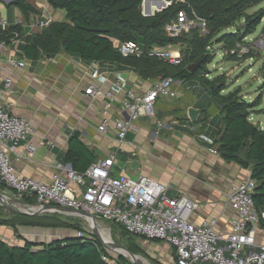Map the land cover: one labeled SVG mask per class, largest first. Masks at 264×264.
<instances>
[{"label": "crops", "instance_id": "crops-1", "mask_svg": "<svg viewBox=\"0 0 264 264\" xmlns=\"http://www.w3.org/2000/svg\"><path fill=\"white\" fill-rule=\"evenodd\" d=\"M2 1L5 7H0V16L10 23V31H16L18 36L7 38L2 48L0 85L9 78L10 90L4 92L1 103L6 112L28 119L34 127V134L29 138L35 147L34 155L29 157L25 145L20 143L11 156L16 170L23 176L49 182L56 171V164L64 162L69 139L77 134L78 139L92 153V162L109 154L116 155L113 176L136 178L142 174L164 183L169 186V195H187L198 203L192 215L194 222L216 218L215 229L220 232L229 231L230 219L234 215V210L226 202L229 187L233 182L250 176V171L237 163L226 162L217 152L210 150L209 143L200 138L202 134L213 135L215 138V131L220 124L218 107L210 100L208 88L203 83H195V79L175 80L173 89L177 96H158L154 106L155 115L141 117L133 122L134 129L129 130L124 139L120 140L111 124L116 117L127 116L121 110L125 90L144 92L159 78L141 79L129 69H117L114 65L96 62L86 64L64 52L32 61L21 50V45L27 37L41 30L34 26V21L38 18L48 22L59 20L63 18V13L52 8L46 0H39V5L25 0L34 9L27 14H23L12 0ZM11 4L16 6L17 11L11 8ZM16 19L22 22L19 26L13 25ZM11 57L24 61V66L20 68L10 64L8 60ZM94 70H97L95 77L92 76ZM118 78L125 81L124 90L112 89V84ZM89 86L99 88L101 95L94 97L87 94L85 89ZM240 94L243 95L241 91ZM183 97H186L184 102L175 100ZM190 107L199 110L196 119L203 121L192 124L194 121L188 117ZM260 112L258 109V112L250 115L256 116V121L262 127L264 119ZM103 118L110 124L106 133L97 130V124ZM77 162L81 168L87 163V158L78 157ZM255 210L260 216L256 241L264 244V202L255 206ZM77 219L80 220L79 224L86 226L82 218ZM63 221L74 226H22L18 227L16 233L11 227L3 226L0 228V238L10 245L18 246H23L25 240L47 243L65 237L74 238L75 229L81 227L75 225L74 220L63 218ZM100 224L112 228L109 222L105 226L104 223ZM126 236L132 238L131 243L123 245L129 253L146 256L143 248L137 245L142 240L158 250L156 257L161 262L153 259V263L170 264L165 257L171 254L169 257L175 264L176 255L171 246L129 233ZM109 237L111 239V234ZM94 238L98 241L95 235ZM111 242L114 243L112 239ZM102 247L109 264H117V258L125 256L118 248L110 245L108 248Z\"/></svg>", "mask_w": 264, "mask_h": 264}, {"label": "trees", "instance_id": "trees-1", "mask_svg": "<svg viewBox=\"0 0 264 264\" xmlns=\"http://www.w3.org/2000/svg\"><path fill=\"white\" fill-rule=\"evenodd\" d=\"M12 1L23 14L34 11L25 0ZM46 1L52 8L61 11L63 18L46 22L37 34L27 37L21 50L30 60L50 58L64 52L86 64L96 62L114 65L117 69H129L141 79L170 76L174 80H191L206 70V64L211 61L208 47H211L212 39L221 43L227 53L237 43H243V38L263 18L261 10L248 13L247 9L264 0H166L170 4L150 16L142 15V0ZM161 5L159 0H144L145 9L155 11ZM181 11L185 12L188 19L204 20L206 34L201 35L196 28H192L188 33L182 32L178 36L168 35L164 26L176 20ZM11 29L0 33V40L13 37ZM188 34H192L191 39ZM126 40L137 41L146 48L181 43L184 46L182 61L172 65L146 56L124 57L117 50V41ZM194 65L193 71H189ZM222 80L220 76H215L202 82L208 88L209 98L218 107L220 115V124L214 134L216 137L206 136L212 139L210 148L215 149L222 159L250 171V178L255 182L252 192L255 207L264 202V124L261 127L249 117L251 113L258 112L254 107L259 102L247 100L240 94L239 88L224 93L226 87ZM200 121L203 120L197 118L192 124ZM78 137L75 134L69 139L63 164L83 172L92 163L93 155ZM78 157L87 158V163L81 168L78 166ZM0 186L3 185L0 183ZM28 199L29 203L34 202L30 197ZM9 212L8 217L0 218V225L11 227L14 233L22 226H74L46 213L28 215ZM105 255V249L94 239L72 237L47 243L25 240L23 246H18L10 245L0 238V264H109L102 259ZM118 263L131 264L121 256L117 258Z\"/></svg>", "mask_w": 264, "mask_h": 264}, {"label": "built area", "instance_id": "built-area-1", "mask_svg": "<svg viewBox=\"0 0 264 264\" xmlns=\"http://www.w3.org/2000/svg\"><path fill=\"white\" fill-rule=\"evenodd\" d=\"M46 22L38 18L34 26L41 29ZM194 22L197 24L194 27L198 26L200 30L199 34H206L205 21L200 18L188 19L183 11L178 13L176 20L167 23L164 30L170 36H178L182 32L188 33ZM21 23L20 19H16L13 25L19 26ZM10 27V23L0 16V33ZM10 34L18 36L16 31ZM256 40L259 43L245 37L243 43H237L226 54L239 57L250 53V45L254 43L264 46V35ZM5 45L6 39L3 38L0 40V59ZM117 50L124 57L146 56L172 65L182 61L180 51L162 46L146 48L134 40L117 42ZM8 61L16 67L24 66V61L16 58L11 57ZM96 75L97 70H94L92 76ZM174 84L175 80L166 76L153 82L144 92L125 90L121 110L127 116L116 117L111 124L116 136L123 140L126 133L134 129L133 122L141 117L154 116L158 96L175 98L177 92L173 89ZM111 87L121 91L126 83L118 78ZM9 90L10 79L7 78L0 85V183L10 192V195H1L10 198L12 205L16 207L15 203L21 204L25 207L23 210L27 211L48 206L50 208L45 213L82 218L88 231L75 229L74 237L79 239L95 240L94 235L100 236L101 232L98 221H108L119 225L129 234L171 246L176 255L175 264H264V244L256 241L260 216L252 199L255 182L250 176L233 182L229 187L226 202L234 210V215L227 232L215 229L216 218L194 222L192 215L198 203L187 195H169V186L164 183L142 174L136 178L113 176L115 154L95 160L83 172L73 170L69 164L57 163L49 182L23 176L16 170L11 156L22 142L27 155H34L35 147L29 141L34 127L28 119L4 110L2 95ZM85 92L94 97L102 93L93 86L86 88ZM109 127L108 120L104 118L97 124L100 133H106ZM200 138L212 143V139L206 135L202 134ZM210 150L215 152L214 149ZM29 197L33 203H29ZM109 245L104 243L106 248ZM102 259L106 261V255Z\"/></svg>", "mask_w": 264, "mask_h": 264}, {"label": "rangeland", "instance_id": "rangeland-1", "mask_svg": "<svg viewBox=\"0 0 264 264\" xmlns=\"http://www.w3.org/2000/svg\"><path fill=\"white\" fill-rule=\"evenodd\" d=\"M31 3L35 5H39V0H28ZM5 7L4 1H0V7ZM12 9H15L17 11V8L14 4L10 5ZM1 10V9H0ZM261 10L263 12V18L261 22L255 27V29L248 35H246L248 40L255 41L256 39L259 38L260 35L264 33V1L260 2L257 5L251 6L250 8L247 9L248 13H252L254 11ZM2 12V11H1ZM156 12V11H155ZM154 12V13H155ZM141 13L143 15V10L141 8ZM241 23V21H239ZM239 24V23H238ZM186 25V24H184ZM195 25H197L194 22V25L192 26L193 28ZM191 27V28H192ZM191 30V29H190ZM263 36V35H262ZM261 37V36H260ZM259 43V41H257ZM250 45V53L243 54L242 56H235V55H228L224 52L222 49V44L221 43H216L214 42V39L211 40V47H208L209 53L211 56V61L206 64V70L202 71V73L198 74L195 77L196 82L195 83H201L205 79H211L215 76H220L223 78V82L225 83V89L224 91H232L236 88L241 89V93L244 95V97L249 100V101H258L259 103L255 105V109H259L261 111L259 114L262 115V120L264 119V46H257L256 44ZM264 44V41H263ZM170 50H175V51H180L182 53L184 46L181 45V43H177L174 45H169L167 46ZM249 58H252L251 60ZM193 81V80H192ZM177 102H184L186 100V97H183L181 99H175ZM250 120L253 123L258 124L256 121V116L250 115ZM0 193L2 194H8L10 195V192L5 190L4 186H0ZM18 208V207H16ZM10 214L9 210L2 204L0 201V218L8 217ZM49 215H54L55 217L59 218L60 220H63V218L69 219V220H74L75 225H79L84 231H88L87 227L84 226L82 223L79 224L80 220H78L76 217H68L63 214H50ZM77 221H76V220ZM100 223L108 224V221H98V226L102 228H107V231L109 229L111 230V239L114 241V243H118L121 245H128V243L132 242V238L129 236H126L124 232H122L121 228L119 226L115 227L116 225L109 224L112 226L110 227H102L100 226ZM4 225H0V228L3 227ZM109 228V229H108ZM68 230H66L67 232ZM97 239L99 242H102V237L97 236ZM142 239V238H139ZM137 245L142 249L143 253L146 254L144 256L143 254L141 255L143 259H145L148 264H156L153 263L152 260H158L156 257V252L158 250L153 249V245H150V243L143 242L142 240H139V244ZM142 247V248H141ZM114 254V253H113ZM126 256V255H125ZM123 256L125 260L129 263L132 264L130 258ZM148 256V257H147ZM169 256H172L171 254H168L166 256V260L170 263L173 264V259ZM171 261H170V260ZM161 262V261H160ZM159 263V262H158Z\"/></svg>", "mask_w": 264, "mask_h": 264}, {"label": "water", "instance_id": "water-1", "mask_svg": "<svg viewBox=\"0 0 264 264\" xmlns=\"http://www.w3.org/2000/svg\"><path fill=\"white\" fill-rule=\"evenodd\" d=\"M160 1V3L162 4L161 5V7H160V9H157V10H155V11H161L162 9H164L165 7H167L169 4H170V2H168V1H166V0H159ZM143 3H144V0H142V5H141V7L143 6ZM154 14V11H152L151 9H148V8H146V11L144 12L143 11V15L144 16H150V15H153ZM197 32L199 33L200 32V30H197ZM188 38H192V34H188ZM195 67V65L194 66H191L190 68H189V71H193V68ZM199 113V110L198 109H195V108H193V107H190V108H188V117L192 120V121H195L196 120V116H197V114ZM0 198H1V202H2V204L9 210V211H11V212H13V213H24V214H28V215H34V214H41V213H45V210L46 209H48V208H50V207H48V206H44V207H42V209L40 208V209H38V210H36V211H27V210H22V209H18V208H16L14 205H12L11 203H10V198H8L6 195H1L0 194ZM68 238H70V237H65V239H68ZM102 243L104 244L105 242L104 241H102ZM110 246L111 247H113V248H119L120 250H125V251H127L128 252V250H127V248L125 247V246H123V245H121V244H117V243H110ZM121 252V251H120ZM121 254H123L122 252H121ZM130 255L132 256V257H134L135 258V256H137V255H135V254H132V253H130ZM134 258H131L132 259V262L134 263V264H140L138 261H136Z\"/></svg>", "mask_w": 264, "mask_h": 264}, {"label": "bare ground", "instance_id": "bare-ground-1", "mask_svg": "<svg viewBox=\"0 0 264 264\" xmlns=\"http://www.w3.org/2000/svg\"><path fill=\"white\" fill-rule=\"evenodd\" d=\"M142 9H143V11L145 12L146 11V9L144 8V3H143V6H142ZM1 194V193H0ZM0 201H1V198H0ZM16 204V207H18V209H24L25 207H23L21 204H18V203H15ZM27 209H33V208H31V207H28ZM101 229V228H100ZM101 231V235H102V238H103V240L106 242V243H110V241H111V239H110V237H109V234L110 233H108V231H107V229H101L100 230ZM113 243V242H112ZM121 252L124 254V255H126V256H128L130 259L131 258H134V257H132L131 255H130V253L129 252H127V251H125V250H121ZM136 261H138L140 264H148V262L145 260V259H143L142 257H140V256H135V258H134ZM132 262V261H131Z\"/></svg>", "mask_w": 264, "mask_h": 264}, {"label": "clouds", "instance_id": "clouds-1", "mask_svg": "<svg viewBox=\"0 0 264 264\" xmlns=\"http://www.w3.org/2000/svg\"><path fill=\"white\" fill-rule=\"evenodd\" d=\"M141 5H142V2H141ZM141 8H142V7H141ZM142 10H143V9H142ZM154 12H155V11H154ZM156 12H157V11H156ZM197 30H198V29H197ZM262 35H264V33H263ZM260 36H261V35H260ZM260 36H259V37H260ZM245 37H246V36H245ZM245 37H244V38H245ZM244 38H243V39H244ZM224 52H225V51H224ZM225 53H226V52H225ZM228 55H229V54H228ZM207 137H208V136H207ZM209 138H210V137H209ZM207 143H208V142H207ZM209 144H211V143H209ZM210 149H213V148H210ZM214 150H215V149H214ZM215 152H216V151H215ZM41 214H44V213H41ZM46 214H48V213H46ZM100 236L102 237L101 234H100ZM96 237H97V235H96ZM74 238H75V237H74ZM95 240H96V239H95ZM102 241H104L103 238H102ZM100 243H101L102 246H104V244H103L102 242H100ZM110 243H112V242L110 241ZM104 247H105V246H104ZM118 249H119V248H118Z\"/></svg>", "mask_w": 264, "mask_h": 264}]
</instances>
